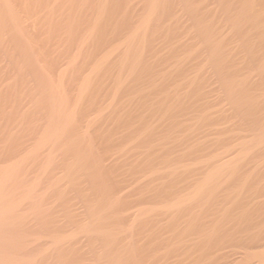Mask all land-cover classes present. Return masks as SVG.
I'll return each mask as SVG.
<instances>
[{"label":"rangeland","instance_id":"rangeland-1","mask_svg":"<svg viewBox=\"0 0 264 264\" xmlns=\"http://www.w3.org/2000/svg\"><path fill=\"white\" fill-rule=\"evenodd\" d=\"M5 1L0 264H264V0Z\"/></svg>","mask_w":264,"mask_h":264},{"label":"bare ground","instance_id":"bare-ground-1","mask_svg":"<svg viewBox=\"0 0 264 264\" xmlns=\"http://www.w3.org/2000/svg\"><path fill=\"white\" fill-rule=\"evenodd\" d=\"M6 1H7V0H6ZM6 1H5V2H6ZM6 4L8 5L7 2H6ZM6 4H5V5H6ZM7 7H8V6H7ZM11 8H12V7H11ZM2 12H3V11H2ZM14 19H15V18H14ZM7 22H8V21H7ZM14 31H15V30H14ZM19 43H20V42H19ZM244 116H245V115H244ZM248 116H249V115H248ZM248 116H247V117H248ZM250 116H251V115H250ZM251 120H252V119H251ZM259 131H260V130H259ZM259 131H258V132H259ZM254 132H255V131H254ZM256 133H257V132H256ZM261 134H262V133H261ZM237 135H238V134H237ZM251 135H252V134H251ZM253 136H254V135H253ZM257 136H258V135H257ZM231 138H232V137H231ZM239 138H240V137H239ZM255 138H256V137H255ZM243 139H244V138H243ZM246 139H247V137H246ZM250 142H251V141H250ZM253 142H254V141H253ZM249 144H250V143H249ZM250 145H251V144H250ZM227 146H228V145H227ZM242 146H243V145H242ZM250 147H251V146H250ZM209 148H210V147H209ZM226 148H227V147H226ZM251 148H252V147H251ZM230 150H231V149H230ZM241 150H242V149H241ZM216 151H218V150H216ZM244 151H245V150H244ZM246 151H247V150H246ZM229 154H230V153H229ZM243 154H244V153H243ZM224 155H225V154H224ZM246 158H247V157H246ZM230 159H231V158H230ZM251 159H252V158H251ZM251 159H250V160H251ZM235 160H236V159H235ZM227 161H228V160H227ZM250 162H251V161H250ZM251 163H253V162H251ZM227 164H228V163L226 162V165H227ZM213 165H214V163H213ZM216 165H217V164H216ZM222 165H225V164H222ZM227 167H228V166H227ZM217 168H218V167H217ZM221 169H222V168H221ZM234 172H235V171H234ZM10 211H11V210H10ZM1 213H2V212H1ZM13 213H14V212H13ZM13 213H12V214H13ZM5 215H6V214H5ZM13 217H14V216H13ZM13 220H14V219H12L11 221H13ZM7 221H8V220H7ZM4 225H5V224H4ZM0 226H1V225H0ZM4 229H6V228H4ZM2 231H3V230H2ZM0 233H1V231H0ZM248 240H249V239H248ZM252 241H253V240H252ZM256 241H259V240H256ZM253 242H254V241H253ZM245 243H246V242H245ZM251 243H252V242H250L249 244H251ZM256 243H257V242H256ZM246 244H248V243H246ZM242 248H243V247H242ZM244 248H245V247H244ZM244 248H243V249H244ZM220 249H221V248H220ZM248 249H249V248H248ZM248 249H247V250H248ZM252 249H254V248H252ZM218 250H219V248H218ZM248 257H250V256H248ZM249 259H251V257H250ZM14 261H15V260H14ZM14 261H13V262H14ZM19 261H20V260H19ZM249 261H250V260H249ZM249 261H247V262H249ZM11 263H12V262H11ZM249 263H250V262H249ZM6 264H7V263H6ZM23 264H24V263H23ZM25 264H27V263L25 262Z\"/></svg>","mask_w":264,"mask_h":264}]
</instances>
